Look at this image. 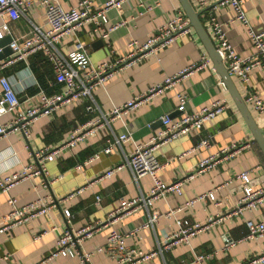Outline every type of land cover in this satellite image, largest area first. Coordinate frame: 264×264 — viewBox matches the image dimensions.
Returning <instances> with one entry per match:
<instances>
[{
	"label": "crops",
	"instance_id": "1",
	"mask_svg": "<svg viewBox=\"0 0 264 264\" xmlns=\"http://www.w3.org/2000/svg\"><path fill=\"white\" fill-rule=\"evenodd\" d=\"M80 1L58 0V3L65 9H70L78 6ZM91 1L95 8H100L107 0ZM209 1L212 3L216 0ZM191 2L200 12L202 23L216 43L214 29L208 18L209 9L202 8L197 0ZM146 6L152 8L147 10ZM244 8L251 28L255 31L264 30V0H245ZM203 10L206 12L203 13ZM179 12L188 18L179 0H131L108 11L109 22L119 24L108 35L96 34L94 24L88 23L76 33L63 38L59 48L64 54H68L75 48L79 39L88 48L89 56L94 63H113L116 58L127 55L132 46L146 42L157 32L160 25ZM212 13L218 22L227 24L225 31L236 52L240 56H251L254 53V46L249 27L242 21L234 19V8L230 4H225L213 9ZM31 21L44 28L49 27L45 7L39 0L33 3L26 15H21L18 20L9 21L12 35L20 37L26 34ZM3 22L4 20L0 19V26ZM7 37L10 35L5 38ZM12 53L0 54V60L11 56ZM204 54L208 55L206 48L191 26V33L182 35L169 45L119 69L104 83L95 86L92 90L94 101L102 111L107 112L115 105L123 104L146 91L151 85L200 61ZM208 57L210 58L209 55ZM4 75L14 82L19 96L25 101L22 109L37 105L41 100V91L48 94L65 91V86L55 81L53 66L43 53L33 54L29 59L0 71V77ZM220 79L222 77L214 64L194 72L162 94L132 110L124 118L114 120L110 126L98 130L95 135L74 147L65 148L57 158L48 161L46 167L50 173L49 177L63 175L57 182L47 185L43 176H36L17 184L9 193L0 194L1 221L11 209L8 202L10 196L16 198L19 206H23L39 196L50 195L60 200L73 190L84 187L79 195L67 201H60L48 213L9 231L1 232L0 256L12 254L6 264H35L56 248L60 234L67 228L78 230L104 219L118 207L122 198L134 199L147 195L153 186V178L144 175L136 179L128 166L111 177L99 176L110 167L124 162L126 156L134 150L136 143L146 142L151 135L158 132L163 126L161 119L163 116L169 115L174 120L183 116L184 113L178 108L180 93L187 97L189 112L208 106L216 99L225 100L228 108L205 122L198 133H186L156 150L157 157L166 162V166L159 172V177L164 182L173 183L184 178L202 159L219 152L231 143L244 141L250 142V145L235 157L184 182L180 193L170 192L151 207L142 206L117 223L103 227L92 237L84 239L81 249L93 252L91 264L116 263V257L106 248L108 235L112 229L125 234L129 230L139 228L136 233L125 235L126 244L149 252L158 249L166 234L178 230L177 218H187L191 223H204L210 217L226 215L234 209L246 187L243 180L237 178L242 171L253 169L248 185L255 189L260 188L264 183V155L228 88L219 84ZM234 80L244 98L249 93H257L264 100V70H253L247 82L239 78ZM3 89L0 81V99ZM89 102L88 98L70 100L57 110L38 117L30 125L28 137L21 130H16L9 136L0 138V178L21 170L27 164H33L34 151L62 145L74 128L98 115V112L86 110ZM248 106L258 124L264 129V114L259 113L252 105ZM14 116L15 111L7 112L0 118V122H9ZM127 130L131 132L132 139L115 145L109 152H101L99 158L81 169L76 167L78 162L87 160L104 149L108 138H114L115 135ZM209 136H212L210 146L198 148L180 157L199 139ZM211 190L214 191V199H201L191 206H186L188 201ZM98 196L101 197L100 201H97ZM179 206L183 207V210L176 215H166L168 211ZM66 209L73 214L70 223L64 216ZM154 211L159 212L158 220L146 225ZM248 220L264 222V203L259 209H247L238 215L220 220L208 230L193 237L190 243H181L164 250L142 264H244L264 250V236L244 238L248 230ZM54 226L56 229H52ZM43 230L48 231L39 240L34 241L33 236ZM227 239L238 242L230 248H224ZM198 254L206 256L200 263L196 262ZM79 263L80 259L76 256L60 255L50 259L46 264Z\"/></svg>",
	"mask_w": 264,
	"mask_h": 264
},
{
	"label": "built area",
	"instance_id": "2",
	"mask_svg": "<svg viewBox=\"0 0 264 264\" xmlns=\"http://www.w3.org/2000/svg\"><path fill=\"white\" fill-rule=\"evenodd\" d=\"M36 0H0V19L4 22L0 26V41L6 36H12L8 46L12 50V55L0 60V71L13 66L19 61H25L30 56L37 53H43L45 58L52 64L55 81L65 86V91L59 93L48 94L41 91V100L35 106H30L22 109L25 101L19 96L14 82L6 75L0 77L3 84V95L0 99V118L7 112H14L15 116L9 122H0V138L7 137L16 130H21L28 137L30 134V125L38 117L51 113L57 110L62 105L70 100L78 98H88L90 102L86 105L88 112H98V115L87 119L82 124L78 125L71 132L65 143L54 148H43L33 152L35 162L25 165L21 170L14 171L0 178V194L9 193L10 190L17 184L36 177L43 176L45 184L60 180L63 175L49 177L50 173L46 167L48 161L57 158L65 148L74 147L79 142L93 136L98 130L105 126H110L116 119H122L132 110L138 108L145 102L162 94L167 89L171 88L184 78L192 75L194 72L203 69L206 66H211L213 63L207 54H204L200 61L192 63L178 71L176 74L166 77L161 82L151 85L146 91L137 94L123 104L115 105L111 110L104 112L95 103L92 90L95 86L104 83L119 69L129 66L136 61L141 60L148 54L155 52L159 48H163L178 37L191 33L190 20L182 12L177 13L173 18L160 25L157 32L151 36L146 42L132 46V50L125 56L116 58L113 63H94L90 56L88 48L78 39L75 48L68 54H64L59 43L63 38L76 33L77 30L85 24H94L96 34L106 36L111 31L115 30L119 24H111L108 18V11L112 8H117L131 0H107L100 8H95L91 0H81L76 7L65 9L58 3V0H39L45 7L48 28L31 21L29 31L20 37L12 35L9 21L18 20L21 15H26L30 7ZM202 8L208 11V18L211 22L214 34L216 37V49L222 56L223 62L227 67L230 75L234 78L247 82L250 78V73L255 69L264 70V30L255 31L251 28L249 20L244 8L245 0H197ZM143 4V3H142ZM230 4L235 10L234 19L242 21L249 27V33L254 46V53L251 56H240L231 42L229 41L225 24L218 22L212 11L219 6ZM144 6V4H143ZM152 6H146L150 10ZM203 10V13L206 11ZM227 25V24H226ZM5 46L0 45V54L4 52ZM219 84L226 87L222 79ZM179 110L184 114L179 119L174 120L169 115L163 116L162 128L150 136L146 142L136 143L134 150L128 154L125 161L110 167L99 178L111 177L114 173L121 170L125 166L131 168L136 179L144 175H150L153 178V186L149 193L145 196L126 199L122 198L117 208L112 210L104 219L98 220L94 224L86 225L78 230L67 228L62 232L57 241L56 248L49 254L44 256L35 264H46L54 257L76 256L80 259L79 264H91L93 252H86L81 249V243L84 239L92 237L101 228L108 225H113L123 217L129 215L138 208L145 206L151 207L157 200L165 197L170 192H181L184 182L194 178L217 164L227 161L250 145V142H234L222 148L219 152L212 154L202 159L196 168L185 175L184 178L173 183H166L159 177V172L166 166V162L161 161L155 154L156 150L162 145L167 144L186 133H198L208 120L215 118L228 108V103L223 99H216L210 105L199 110L189 112L187 110V97L180 93ZM247 104L252 105L259 113L264 114V100L257 93H249L245 97ZM21 108V110H18ZM212 136L199 139L195 145L180 155V157L188 155L194 150L201 147L210 146ZM130 131L115 135L114 138H108L106 146L101 151L96 152L87 160L78 162L77 168L84 167L101 155V152H109L115 145L132 139ZM253 169L242 171L237 175L238 179L243 180L246 184L243 196L239 199L234 209L230 210L226 215H216L210 217L204 223H191L187 218H177L178 230L166 234L163 242L158 246V249L143 252L126 244L125 235H132L139 231L137 229L129 230L125 234L112 229L108 235L107 250L112 252L116 257L115 264H142L145 261L155 258L164 250L181 243H190L192 238L201 232L211 228L216 222L225 218L238 215L243 211L259 209L264 203V183L260 188H253L249 184ZM84 190V187L73 190L60 200L53 198L50 195L39 196L36 200L19 206L16 198L10 196L8 202L11 206L10 211L0 221V233L9 231L14 227L24 224L29 220L48 213L52 208L56 207L60 201H67L79 195ZM206 198H215L214 191L200 194L186 203L193 205L196 201ZM101 197H97L100 201ZM183 210L179 206L171 209L166 214L167 216L176 215ZM72 212L69 209L64 211V216L68 223L71 222ZM159 212L154 211L150 216L149 223L153 224L158 220ZM145 227V226H144ZM247 233L245 239H253L264 236V222H255L254 220L247 221ZM52 229H56L54 226ZM48 230H43L33 236V240L37 241L41 236L47 233ZM240 241V240H239ZM238 241L227 239L224 248L234 246ZM12 254L6 253L0 256V264H6ZM206 256L198 254L196 262H202ZM264 263V250L258 255L249 259L244 264H259Z\"/></svg>",
	"mask_w": 264,
	"mask_h": 264
},
{
	"label": "water",
	"instance_id": "3",
	"mask_svg": "<svg viewBox=\"0 0 264 264\" xmlns=\"http://www.w3.org/2000/svg\"><path fill=\"white\" fill-rule=\"evenodd\" d=\"M185 13L190 20L191 26L195 29L198 36L200 37L202 43L204 44L208 55L210 56L216 71L222 77L226 87L228 88L232 98L234 99L236 105L238 106L244 120L246 121L255 142L258 144L261 152L264 155V129L261 127L253 112L251 111L250 107L245 101L242 93L240 92L234 78L230 75L227 67L225 66L222 56L217 51L215 43L211 39L208 31L206 30L202 20L200 18V12H198L194 6L192 5L191 0H179ZM9 36V35H8ZM12 36L5 38L4 40L0 41V45L5 46L4 54L1 55H8L12 53L11 48L8 44L11 42Z\"/></svg>",
	"mask_w": 264,
	"mask_h": 264
},
{
	"label": "rangeland",
	"instance_id": "4",
	"mask_svg": "<svg viewBox=\"0 0 264 264\" xmlns=\"http://www.w3.org/2000/svg\"><path fill=\"white\" fill-rule=\"evenodd\" d=\"M234 78H237V77L234 76Z\"/></svg>",
	"mask_w": 264,
	"mask_h": 264
}]
</instances>
